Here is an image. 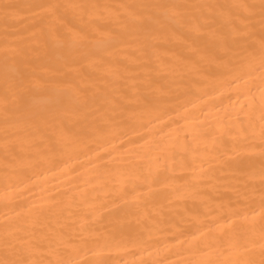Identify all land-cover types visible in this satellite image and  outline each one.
<instances>
[{"label": "bare ground", "instance_id": "obj_1", "mask_svg": "<svg viewBox=\"0 0 264 264\" xmlns=\"http://www.w3.org/2000/svg\"><path fill=\"white\" fill-rule=\"evenodd\" d=\"M0 264H264V0H0Z\"/></svg>", "mask_w": 264, "mask_h": 264}, {"label": "snow or ice", "instance_id": "obj_2", "mask_svg": "<svg viewBox=\"0 0 264 264\" xmlns=\"http://www.w3.org/2000/svg\"><path fill=\"white\" fill-rule=\"evenodd\" d=\"M53 7H55V6H53Z\"/></svg>", "mask_w": 264, "mask_h": 264}]
</instances>
